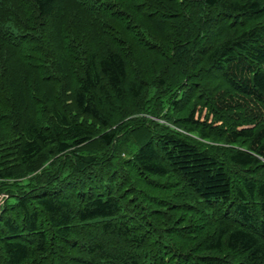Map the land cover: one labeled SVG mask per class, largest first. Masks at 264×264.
I'll use <instances>...</instances> for the list:
<instances>
[{"label":"trees","instance_id":"trees-1","mask_svg":"<svg viewBox=\"0 0 264 264\" xmlns=\"http://www.w3.org/2000/svg\"><path fill=\"white\" fill-rule=\"evenodd\" d=\"M0 264H264V0H0Z\"/></svg>","mask_w":264,"mask_h":264}]
</instances>
